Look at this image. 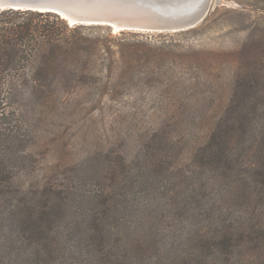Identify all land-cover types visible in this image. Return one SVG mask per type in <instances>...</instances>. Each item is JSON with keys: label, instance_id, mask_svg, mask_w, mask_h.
Returning <instances> with one entry per match:
<instances>
[{"label": "trees", "instance_id": "1", "mask_svg": "<svg viewBox=\"0 0 264 264\" xmlns=\"http://www.w3.org/2000/svg\"><path fill=\"white\" fill-rule=\"evenodd\" d=\"M250 2L257 7L255 31L239 52L229 106L208 138L189 160L183 154L171 160L174 149L167 140L159 141L163 148L144 147L136 160L120 153L106 175L96 173L95 184L85 175L75 177L86 168L78 161L40 168V141L23 134L26 118L18 107L116 100L133 86L150 83L133 74L104 76L99 65L123 61L158 67L182 56L181 46L125 42L121 37L144 33L70 25L51 12L0 11V264L144 262L148 248L139 242L137 252L120 251L118 235L120 228L137 232L143 225L149 205L136 188L155 181L171 198L166 209H180L177 219L199 224L185 236L183 264H264V7L259 4L264 0ZM181 85L167 81L172 93ZM228 199L229 215L217 219ZM161 242L166 245L163 238L153 243Z\"/></svg>", "mask_w": 264, "mask_h": 264}, {"label": "rangeland", "instance_id": "2", "mask_svg": "<svg viewBox=\"0 0 264 264\" xmlns=\"http://www.w3.org/2000/svg\"><path fill=\"white\" fill-rule=\"evenodd\" d=\"M250 1L213 0L208 20L188 34L160 37L159 34L174 33H144L138 37H121L130 43L146 41L156 45L167 42L181 46L179 53L182 56L158 67L148 63L138 66L136 62L134 66V63L130 65L123 61L112 66L99 65L104 76L127 74L130 77L133 74L149 81V86H133L126 95L118 96L116 100L107 96L96 105L18 107L26 118L23 134L29 139L31 135H37L40 141L42 148L37 152L40 168L55 167L64 160L78 161L86 168L81 167L84 170L75 172V177L82 180L85 175L87 183L95 184L98 182L96 173L106 175L112 157L124 153L136 160L141 149L143 152L144 147L163 148L159 141L166 140L167 146L174 149L169 152L171 160L176 159L177 154H183L189 160L193 151L208 138L232 99L239 52L247 36L255 31L252 10L257 7ZM259 4L264 7L263 2ZM116 52L119 53L118 48ZM153 75L157 78L152 79ZM169 79L182 84L176 88L177 92L168 89ZM160 187L156 181L143 188L137 186L140 200L149 205L144 210L145 222L136 227L137 232L119 229V250L137 252L138 243L142 242L148 248V254L146 260L138 264H183L188 255L183 252L185 236L199 224L192 218L188 223L177 219V214L182 215L180 209H166V204L172 201ZM230 203L228 199L225 202L228 207L218 210L217 219L229 215ZM129 223L130 220L127 225L133 227ZM161 238L166 245L153 243Z\"/></svg>", "mask_w": 264, "mask_h": 264}, {"label": "water", "instance_id": "3", "mask_svg": "<svg viewBox=\"0 0 264 264\" xmlns=\"http://www.w3.org/2000/svg\"><path fill=\"white\" fill-rule=\"evenodd\" d=\"M213 0H0V11L55 13L70 25H102L114 31L179 33L198 27Z\"/></svg>", "mask_w": 264, "mask_h": 264}]
</instances>
